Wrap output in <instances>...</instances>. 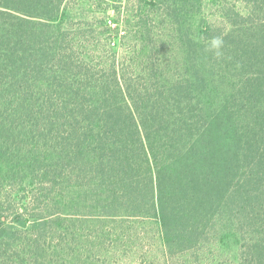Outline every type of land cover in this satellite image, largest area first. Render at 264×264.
<instances>
[{
  "label": "trees",
  "instance_id": "obj_1",
  "mask_svg": "<svg viewBox=\"0 0 264 264\" xmlns=\"http://www.w3.org/2000/svg\"><path fill=\"white\" fill-rule=\"evenodd\" d=\"M67 1L0 0V264H44L26 218L72 207L153 218L169 253L244 218L252 235L226 264H264V0L224 8L227 30L177 20L168 42L140 20L109 57L108 28L79 32ZM165 1L137 0L138 17L190 8ZM212 36L220 61L203 50Z\"/></svg>",
  "mask_w": 264,
  "mask_h": 264
},
{
  "label": "rangeland",
  "instance_id": "obj_2",
  "mask_svg": "<svg viewBox=\"0 0 264 264\" xmlns=\"http://www.w3.org/2000/svg\"><path fill=\"white\" fill-rule=\"evenodd\" d=\"M165 2L178 4V0ZM189 2L190 8H185L180 18H174L167 8L157 11L159 16H156V13L151 11L152 7L147 5L138 17L141 6L137 0H69L65 7L67 17H70L68 23L71 22L73 28H77L81 33L91 26L96 30L108 28L98 37L107 45L106 57H109V53L121 52L124 30L127 25L133 26L140 20L162 26L157 31V38L161 36L163 41L168 42L172 40L173 32L167 28H173L177 20L183 24L207 20L227 30L229 24L224 17V8L235 6L236 9L245 12L247 10L246 0ZM94 37L96 38L95 33ZM94 37L92 42L97 43ZM139 39L146 40V37ZM166 52L171 54L172 48L168 47ZM93 53L101 55V50ZM66 212L72 214H30L31 216L26 218L28 230L34 232L39 242H44L47 248H40L39 251L40 258L46 257L44 264H226L227 261L243 258L240 251L244 244L242 242H246L245 239L252 235V227L248 225L247 220L242 218L237 225L225 217L217 221L212 228V235L196 248L180 245L169 253L163 246L159 224L153 218L97 216L83 209L74 210V207ZM19 236L18 243H25L31 238L30 235ZM55 247L61 248L64 260L51 254V248ZM36 252L37 248H30L31 255ZM170 254L175 256L171 257Z\"/></svg>",
  "mask_w": 264,
  "mask_h": 264
},
{
  "label": "clouds",
  "instance_id": "obj_3",
  "mask_svg": "<svg viewBox=\"0 0 264 264\" xmlns=\"http://www.w3.org/2000/svg\"><path fill=\"white\" fill-rule=\"evenodd\" d=\"M225 47L223 36H212L204 46V52L206 54H211L212 57L220 61L224 58L223 49Z\"/></svg>",
  "mask_w": 264,
  "mask_h": 264
},
{
  "label": "built area",
  "instance_id": "obj_4",
  "mask_svg": "<svg viewBox=\"0 0 264 264\" xmlns=\"http://www.w3.org/2000/svg\"><path fill=\"white\" fill-rule=\"evenodd\" d=\"M110 21V20H109Z\"/></svg>",
  "mask_w": 264,
  "mask_h": 264
}]
</instances>
